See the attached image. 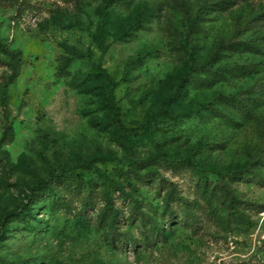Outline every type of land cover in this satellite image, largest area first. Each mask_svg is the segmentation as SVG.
Instances as JSON below:
<instances>
[{"label": "rangeland", "instance_id": "374dc122", "mask_svg": "<svg viewBox=\"0 0 264 264\" xmlns=\"http://www.w3.org/2000/svg\"><path fill=\"white\" fill-rule=\"evenodd\" d=\"M0 264H264V0H0Z\"/></svg>", "mask_w": 264, "mask_h": 264}, {"label": "trees", "instance_id": "16d2710c", "mask_svg": "<svg viewBox=\"0 0 264 264\" xmlns=\"http://www.w3.org/2000/svg\"><path fill=\"white\" fill-rule=\"evenodd\" d=\"M219 8H221L222 10L226 9L227 6L224 4V2H219L216 4ZM191 31H194V25L193 27H191ZM248 46V44L246 43H239V45H235V46H240V45H244ZM234 44H229L228 46H232ZM3 50H6L5 47H2ZM67 55H69L70 57H74V58H79L82 56V53L79 52L76 49H71L68 48L66 49ZM219 52H215L213 53V56L211 59L214 60H218V56ZM213 67V64L208 61L207 65L202 67V72L206 73L208 76H213V77H221L224 76V73H230L232 72V70L234 69L235 66H227V65H219L217 67ZM236 68V67H235ZM101 68L96 64L93 63V71L94 73L99 76L100 75V71ZM194 78V76H193ZM192 78V79H193ZM110 100H111V104L113 106H115V102L113 99V96H110ZM222 102H236L237 101V97L236 96H231V95H225L221 97ZM241 107L246 108L245 105L241 104ZM210 108V107H208ZM211 110H216L214 109V107L210 108ZM168 164H180L183 167H194L196 166L195 163H192L190 161H171V162H166ZM141 177H144L141 175ZM87 185V188L90 192H92L93 189V184L91 182V180H87L85 179L83 176H80L77 172H72V171H61V172H57V173H51L50 176L48 178H41L36 184H33L28 193L26 194V196L30 199V197H32L34 194L38 193L41 196L46 197L48 200H50L53 204L56 203L61 196H63V190L67 191L68 193H76V194H80L81 190L83 188V186ZM223 186L224 190H227V185H225V183L221 184ZM116 187V190L119 191L122 195L121 198L123 199H130L135 200L134 197L130 194H128L127 192L124 191L123 188L114 185ZM111 184L107 187H102V199L104 201V207L101 209V216L100 219H102L104 221V223H106L110 228V242L113 244L116 243H121V244H133L134 246H137V241L131 237L127 232L124 231H119L117 226L114 225L118 220H119V211L117 209H115L114 207V197L111 194ZM115 190V191H116ZM173 191L171 190L170 193H172ZM230 205L233 207L235 204V199L233 198V196H230ZM168 204V202H167ZM93 204L91 202V200L85 199L82 203V206L84 207H91ZM10 215H12L15 219L17 220H22V221H27L31 218L35 217V211L33 208L28 207V206H22L20 207L18 210L15 211H11L9 213ZM170 217H172V213H170L169 215ZM39 222L41 223L42 220L39 219Z\"/></svg>", "mask_w": 264, "mask_h": 264}]
</instances>
